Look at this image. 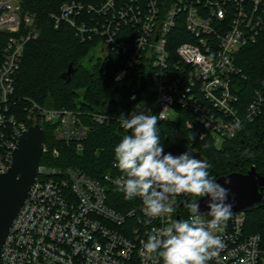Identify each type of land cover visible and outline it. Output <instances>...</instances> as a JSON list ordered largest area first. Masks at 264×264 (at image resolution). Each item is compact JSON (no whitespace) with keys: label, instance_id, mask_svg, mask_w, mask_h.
I'll list each match as a JSON object with an SVG mask.
<instances>
[{"label":"built area","instance_id":"built-area-1","mask_svg":"<svg viewBox=\"0 0 264 264\" xmlns=\"http://www.w3.org/2000/svg\"><path fill=\"white\" fill-rule=\"evenodd\" d=\"M51 18L56 29L66 25L81 42H96L98 56L122 57L115 81L153 85V101L143 100L129 115L150 111L159 122H177L188 111L186 128L203 127L201 138L210 135L220 149L263 114L264 78L251 102L242 105L240 92L247 76L238 56L264 35V0L71 2ZM178 27L190 41L173 49ZM0 36V173L11 167L22 134L36 125L51 127L56 143L84 152L92 132L84 121L87 116L45 108L30 99L23 103L16 95L27 46L40 37L35 17L24 12L21 0H0ZM90 118L100 126L112 121L99 112ZM162 146L165 153L179 155ZM185 151L203 158L192 146ZM44 154L58 159L62 150L45 144ZM115 163L113 156L110 169L99 179L71 165L40 163L3 246L1 264H163L156 253L146 254L143 244L154 229L181 219L175 203L172 213L147 217L139 197L126 200L117 190L114 181L124 173ZM246 212H232L222 231L212 230L224 247L209 264H264V239L246 232Z\"/></svg>","mask_w":264,"mask_h":264},{"label":"trees","instance_id":"trees-1","mask_svg":"<svg viewBox=\"0 0 264 264\" xmlns=\"http://www.w3.org/2000/svg\"><path fill=\"white\" fill-rule=\"evenodd\" d=\"M25 13L33 15L40 29V37L31 42L26 49L24 60L18 74L16 95L23 102L26 99L49 109L80 111L92 132L82 153H76L63 144L54 141L51 127H45L47 147H59L62 155L58 159L44 154L41 164L51 166H74L83 169L93 178H101L108 172L114 156V148L127 134L121 127L120 116L129 113L143 100L153 101V85L144 81L129 85L128 80L115 81L122 57L109 54L106 58L97 57L92 64L86 60L98 55L96 42H81L74 31L62 25L56 29L51 16L58 14L62 5L71 2L98 5L103 0H21ZM173 36V49L181 43L190 41L184 28L178 27ZM3 46L0 36V52ZM73 64V73L66 76ZM238 65L247 76L240 92L242 105L247 106L255 89L261 88L259 81L264 78V35L253 46L242 49ZM99 112L109 116V124L98 125L90 118ZM183 119L177 122H159L161 143L168 145L178 154L192 146L211 166L210 175L219 179L231 173H247L255 168L264 177V110L254 122L246 123L235 139L224 142L222 148L215 146L210 135L202 137L203 127L187 129L185 120L191 118L183 111ZM89 116V117H88ZM122 195V194H121ZM191 194L175 198V213L181 219L190 215L182 203L198 200ZM116 206V205H115ZM246 232L261 235L264 239V199L246 212Z\"/></svg>","mask_w":264,"mask_h":264},{"label":"clouds","instance_id":"clouds-1","mask_svg":"<svg viewBox=\"0 0 264 264\" xmlns=\"http://www.w3.org/2000/svg\"><path fill=\"white\" fill-rule=\"evenodd\" d=\"M119 78V77H118ZM127 134L114 148L115 166L124 176L114 183L126 200L139 197L144 214L156 218L174 211L175 198L191 194L208 198L209 220L202 219L199 200L186 203L190 216L170 226L153 230L143 244L148 255L156 253L163 264H209L224 247L220 235L232 216L235 195L210 175L211 167L189 151L179 155L165 153L159 135V118L150 111L120 116ZM228 179L224 184H230ZM232 195V202L228 198ZM151 222V219L147 221Z\"/></svg>","mask_w":264,"mask_h":264},{"label":"water","instance_id":"water-1","mask_svg":"<svg viewBox=\"0 0 264 264\" xmlns=\"http://www.w3.org/2000/svg\"><path fill=\"white\" fill-rule=\"evenodd\" d=\"M97 60L96 54L91 55L86 63L92 64ZM73 73V64L69 66L66 76ZM47 135L41 125L30 127L19 139L13 153L12 165L5 173H0V264L2 263L3 246L23 209L28 195L34 186L38 168L43 158ZM231 181L224 184V180ZM217 183L230 189L235 195L232 212L248 211L261 203L264 199V177L255 168L247 173H231L216 180ZM230 194L228 202H232ZM199 211L208 215V198H199ZM186 203L179 205L186 207Z\"/></svg>","mask_w":264,"mask_h":264},{"label":"rangeland","instance_id":"rangeland-1","mask_svg":"<svg viewBox=\"0 0 264 264\" xmlns=\"http://www.w3.org/2000/svg\"><path fill=\"white\" fill-rule=\"evenodd\" d=\"M191 153H194V152H191ZM194 154H195V153H194ZM196 155H197V154H195V156H196ZM197 158H198V159H201V160H203V161H205L202 157H200V156H198V155H197Z\"/></svg>","mask_w":264,"mask_h":264},{"label":"flooded vegetation","instance_id":"flooded-vegetation-1","mask_svg":"<svg viewBox=\"0 0 264 264\" xmlns=\"http://www.w3.org/2000/svg\"><path fill=\"white\" fill-rule=\"evenodd\" d=\"M98 57V55H96Z\"/></svg>","mask_w":264,"mask_h":264}]
</instances>
